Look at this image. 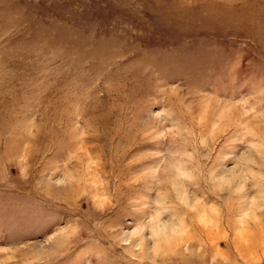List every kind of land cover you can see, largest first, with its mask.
Instances as JSON below:
<instances>
[{"label":"rangeland","instance_id":"1","mask_svg":"<svg viewBox=\"0 0 264 264\" xmlns=\"http://www.w3.org/2000/svg\"><path fill=\"white\" fill-rule=\"evenodd\" d=\"M0 264H264V0H0Z\"/></svg>","mask_w":264,"mask_h":264}]
</instances>
